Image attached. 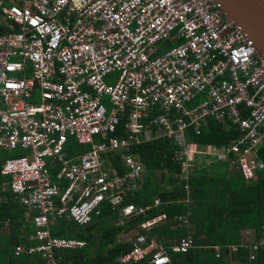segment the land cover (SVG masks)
<instances>
[{
    "label": "built area",
    "instance_id": "built-area-1",
    "mask_svg": "<svg viewBox=\"0 0 264 264\" xmlns=\"http://www.w3.org/2000/svg\"><path fill=\"white\" fill-rule=\"evenodd\" d=\"M208 117L238 132L217 153L190 139ZM160 137L176 145L180 178L214 154L245 181L264 174L257 155L264 144V54L217 0H0V150L25 151L2 162L1 189L31 213L23 226L35 242L16 245V255L35 252L62 264L57 250L84 242L52 235L56 220L85 225L102 203L130 219L161 204L156 197L121 205L143 173L137 155L123 151ZM69 138L88 150L69 155ZM118 153L121 174L110 158ZM164 217L138 223L116 264L147 256L150 264H169L165 246L146 232ZM177 221L188 223L186 215ZM262 232L224 246L230 254L247 247L253 258L264 248ZM191 245V236H182L172 250ZM212 248L219 257L223 245Z\"/></svg>",
    "mask_w": 264,
    "mask_h": 264
},
{
    "label": "trees",
    "instance_id": "trees-1",
    "mask_svg": "<svg viewBox=\"0 0 264 264\" xmlns=\"http://www.w3.org/2000/svg\"><path fill=\"white\" fill-rule=\"evenodd\" d=\"M104 103L109 107L108 99ZM125 117L121 118L118 133H123ZM208 129L199 134L190 132V139L201 147L206 143L225 144L238 132L224 131L222 126L207 119ZM68 154L81 153L88 146L78 144L69 138L65 147ZM176 145L166 137L132 146L128 151L137 155L143 165V173L139 187L134 192H127L121 205L134 203L145 205L159 197L161 204L148 213L126 219L118 214V210L107 203H102L100 212L92 214V219L85 225L76 224L66 219H58L50 226L52 235L75 238L84 242L83 246L59 249L56 257H61L62 264H116V259L131 248V240H120L119 236L136 228L143 220L150 219L160 213L165 217L150 226L146 232L148 238L153 237L163 244L170 258L169 264H264V248H259L250 257V250L242 247L237 253L230 254L225 244L239 243L241 230L253 228L255 238L262 236L264 228V174L257 170L255 176L245 181L236 170H228L226 162L217 161L211 168L206 163H194L190 166L186 178L179 163L172 159ZM258 155L264 160V145L258 146ZM20 149L0 151V167L10 156L24 154ZM117 171L123 173L120 153L110 156ZM52 174L54 172L52 171ZM6 176L0 173V264H47L39 253H14L15 246H28L35 242L27 241L26 233L32 228L24 227L29 213L18 204L9 191L1 189ZM187 184L188 188L184 185ZM188 200V201H187ZM186 215L188 223L181 224L177 216ZM10 220L5 227L4 220ZM190 235L192 245L186 251H174L172 245L177 238ZM215 244L223 245L221 255L215 256L212 248ZM149 256L129 264H150Z\"/></svg>",
    "mask_w": 264,
    "mask_h": 264
},
{
    "label": "water",
    "instance_id": "water-1",
    "mask_svg": "<svg viewBox=\"0 0 264 264\" xmlns=\"http://www.w3.org/2000/svg\"><path fill=\"white\" fill-rule=\"evenodd\" d=\"M225 15L235 22L264 54V0H217Z\"/></svg>",
    "mask_w": 264,
    "mask_h": 264
},
{
    "label": "crops",
    "instance_id": "crops-1",
    "mask_svg": "<svg viewBox=\"0 0 264 264\" xmlns=\"http://www.w3.org/2000/svg\"><path fill=\"white\" fill-rule=\"evenodd\" d=\"M208 118H212L213 120H215L213 117H208ZM216 122H218V121H216ZM219 124L222 126V128H223L224 131H230V130H232L233 132H235V129L233 127L228 126V125H225V124H221V123H219ZM206 129H208V126L206 127ZM236 137H233L232 136L229 139V141L227 143H225V144L214 145V144H211V143H206V144H203L201 146L203 148H209L210 147L212 149L213 153H217L220 149L230 146L232 144V141L237 139ZM262 145H264V144H262ZM0 151H2V150H0ZM257 151H258V149H257ZM257 155H258V152H257ZM258 157H259V155H258ZM213 158L215 159V160L211 161L213 165L211 164L212 166H210V164H208L212 169L215 168L214 164L217 161H222V160H219V158H218V156L216 154L213 155ZM261 160H263V159H261ZM142 168H143V165H142ZM52 171H54V170H52ZM253 239H255V230L253 228H246V229L241 230V240H240V242L243 241V242H246V243H250Z\"/></svg>",
    "mask_w": 264,
    "mask_h": 264
},
{
    "label": "rangeland",
    "instance_id": "rangeland-1",
    "mask_svg": "<svg viewBox=\"0 0 264 264\" xmlns=\"http://www.w3.org/2000/svg\"><path fill=\"white\" fill-rule=\"evenodd\" d=\"M212 164V162L210 163V166H212L211 165ZM137 232V230H136V228L135 229H133V230H130L129 232H127V233H125V234H122L121 236H119V239L121 240H129L131 237H133V235L135 234Z\"/></svg>",
    "mask_w": 264,
    "mask_h": 264
}]
</instances>
